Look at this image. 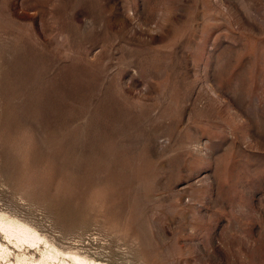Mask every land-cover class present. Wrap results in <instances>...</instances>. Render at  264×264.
Segmentation results:
<instances>
[{
  "label": "rangeland",
  "instance_id": "rangeland-1",
  "mask_svg": "<svg viewBox=\"0 0 264 264\" xmlns=\"http://www.w3.org/2000/svg\"><path fill=\"white\" fill-rule=\"evenodd\" d=\"M0 212L109 264H264V0H0Z\"/></svg>",
  "mask_w": 264,
  "mask_h": 264
},
{
  "label": "bare ground",
  "instance_id": "bare-ground-1",
  "mask_svg": "<svg viewBox=\"0 0 264 264\" xmlns=\"http://www.w3.org/2000/svg\"><path fill=\"white\" fill-rule=\"evenodd\" d=\"M10 246L40 255L38 258L25 252L16 254L17 264H109L91 259L78 251L60 250L28 224L0 212V263L15 264L12 262L13 251Z\"/></svg>",
  "mask_w": 264,
  "mask_h": 264
}]
</instances>
